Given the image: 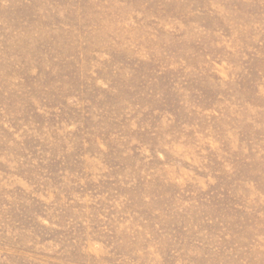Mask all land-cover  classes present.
<instances>
[{
    "label": "rangeland",
    "instance_id": "obj_1",
    "mask_svg": "<svg viewBox=\"0 0 264 264\" xmlns=\"http://www.w3.org/2000/svg\"><path fill=\"white\" fill-rule=\"evenodd\" d=\"M0 264H264V0H0Z\"/></svg>",
    "mask_w": 264,
    "mask_h": 264
}]
</instances>
